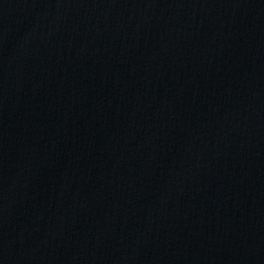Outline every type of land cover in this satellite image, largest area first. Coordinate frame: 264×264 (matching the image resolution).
<instances>
[{
	"label": "water",
	"instance_id": "obj_1",
	"mask_svg": "<svg viewBox=\"0 0 264 264\" xmlns=\"http://www.w3.org/2000/svg\"><path fill=\"white\" fill-rule=\"evenodd\" d=\"M0 264H264V0H0Z\"/></svg>",
	"mask_w": 264,
	"mask_h": 264
}]
</instances>
